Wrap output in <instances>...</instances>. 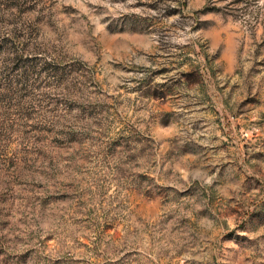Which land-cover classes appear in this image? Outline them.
<instances>
[{
    "label": "rangeland",
    "instance_id": "obj_1",
    "mask_svg": "<svg viewBox=\"0 0 264 264\" xmlns=\"http://www.w3.org/2000/svg\"><path fill=\"white\" fill-rule=\"evenodd\" d=\"M0 264H264V0H0Z\"/></svg>",
    "mask_w": 264,
    "mask_h": 264
}]
</instances>
